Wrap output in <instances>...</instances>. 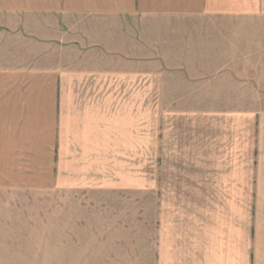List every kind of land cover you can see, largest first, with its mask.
<instances>
[{
	"label": "crops",
	"instance_id": "obj_1",
	"mask_svg": "<svg viewBox=\"0 0 264 264\" xmlns=\"http://www.w3.org/2000/svg\"><path fill=\"white\" fill-rule=\"evenodd\" d=\"M199 17L261 20L264 0H0V30L44 44L34 65L0 67V190L149 182L153 264H264V111L162 108L206 97H162L167 69L135 28ZM83 19L106 32L86 44Z\"/></svg>",
	"mask_w": 264,
	"mask_h": 264
},
{
	"label": "rangeland",
	"instance_id": "obj_2",
	"mask_svg": "<svg viewBox=\"0 0 264 264\" xmlns=\"http://www.w3.org/2000/svg\"><path fill=\"white\" fill-rule=\"evenodd\" d=\"M63 27L70 30V24ZM75 27L86 44L106 32L105 25L92 26L87 19ZM135 28L145 31L146 62L155 59L167 69L161 74L162 97H206L164 103L162 108L264 111V19L178 18L159 27ZM43 45L22 33L0 30V67L34 65ZM62 49L50 46L54 63ZM221 66L225 70L217 73ZM249 123L244 122L247 129ZM150 163L151 154L146 153V181L151 180ZM153 255L149 182L137 193L0 190V264H153Z\"/></svg>",
	"mask_w": 264,
	"mask_h": 264
}]
</instances>
